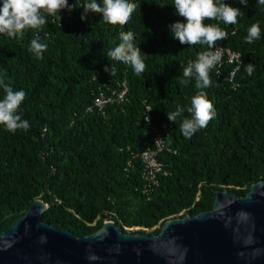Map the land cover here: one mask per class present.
Here are the masks:
<instances>
[{"label": "trees", "instance_id": "trees-1", "mask_svg": "<svg viewBox=\"0 0 264 264\" xmlns=\"http://www.w3.org/2000/svg\"><path fill=\"white\" fill-rule=\"evenodd\" d=\"M135 2L141 10L124 26L107 24L98 14L81 20V7L62 12V21L49 16L39 31L48 45L41 58L29 51L32 30L19 38L0 34V79L26 92L20 113L30 124L15 133L0 125V235L42 200L49 205L43 222L78 238L107 221L125 233L157 236L169 220L211 211L217 191L244 197L264 181V5L226 0L244 12L238 23L205 21L218 23L228 33L225 47L241 55L235 79L240 87L233 90L227 81L233 66L211 70L212 85L204 91L216 116L188 139L179 131V120L171 123L166 113L179 105L189 115L186 109L199 90L195 80L180 82L181 64L207 46L182 45L173 38L169 26L183 21L174 0ZM75 3L83 6L85 0H69ZM257 22L261 38L246 43L248 29ZM121 30L133 31L136 43L150 54L139 76L106 57ZM110 63L117 69L114 76L104 71ZM248 63L254 65L252 75ZM124 81V103L109 105L104 114L88 112L101 91ZM4 95L0 88V99ZM157 133L177 154L160 156L168 175L159 176V187L147 193L140 155L154 147Z\"/></svg>", "mask_w": 264, "mask_h": 264}, {"label": "water", "instance_id": "water-1", "mask_svg": "<svg viewBox=\"0 0 264 264\" xmlns=\"http://www.w3.org/2000/svg\"><path fill=\"white\" fill-rule=\"evenodd\" d=\"M48 209L35 200L0 235V264H264V181L244 197L217 191L211 211L169 220L157 236L107 221L78 238L43 222Z\"/></svg>", "mask_w": 264, "mask_h": 264}, {"label": "clouds", "instance_id": "clouds-1", "mask_svg": "<svg viewBox=\"0 0 264 264\" xmlns=\"http://www.w3.org/2000/svg\"><path fill=\"white\" fill-rule=\"evenodd\" d=\"M237 2L245 7L248 6V0H237ZM257 3L264 5V0H257ZM173 5L177 14L183 18V21L178 20L169 26L173 38L182 45L207 46L208 49L200 52L194 60H189L186 66L181 64L180 82L187 85L195 80V87L199 90L192 96L191 104L186 109L189 115L185 116V109L179 105L175 111L166 113L171 123L177 124L179 120V131L185 138L190 139L216 116L214 104L204 89L211 87L210 72L221 59L216 45L228 37V33L221 29L218 23L205 21H222L234 25L238 23V17L244 12L239 7H233L226 0H174ZM76 7L83 9L81 20H87L89 14H98L103 22L120 26L128 24L136 10H141V4L135 0H101V2L85 0L83 6H78L76 3L70 5L69 0H2L0 34L19 38L23 37L26 31L32 30L35 35L31 39L29 51L37 58H41L48 45L41 41L39 31L48 23L47 18L51 16L62 21L61 13L65 10L72 12ZM118 35V45L108 49L106 57L109 61L130 66L134 74L139 76L145 72V57L150 54H146L140 44L136 43V35L133 31L121 30ZM260 38L261 28L257 22L248 29L245 42L252 43ZM110 64V67L108 65L104 67V71L114 76L117 69L115 64ZM246 71L252 75L254 65L248 63ZM0 88H3L5 93L3 99H0V125L12 133L17 130H28L29 121L23 119L20 113L26 92L14 90L3 79H0Z\"/></svg>", "mask_w": 264, "mask_h": 264}, {"label": "built area", "instance_id": "built-area-1", "mask_svg": "<svg viewBox=\"0 0 264 264\" xmlns=\"http://www.w3.org/2000/svg\"><path fill=\"white\" fill-rule=\"evenodd\" d=\"M226 41L227 39L222 40L216 45V49H219V54L221 57L220 62L216 66L220 67L224 63L233 66V70L228 76L227 81L231 85L232 89L236 90L240 87L235 79L242 68V57L238 52L230 48H226ZM127 93L128 84L126 81L118 84L117 88L114 90L108 89L105 92L101 91L99 96L95 99L94 104L88 109V112H94V110L97 109L98 112L104 114V110L109 105H114L115 103H124ZM150 109L151 108L148 106L147 111L149 112ZM146 120L149 121L148 117ZM169 152L173 153L174 155L177 154L176 151H172L168 147L163 135L161 133H157L154 139V147L144 151L140 155L143 163L142 177L146 182L147 193H152L159 187V176L163 174L168 175L166 165L160 161V156Z\"/></svg>", "mask_w": 264, "mask_h": 264}, {"label": "rangeland", "instance_id": "rangeland-1", "mask_svg": "<svg viewBox=\"0 0 264 264\" xmlns=\"http://www.w3.org/2000/svg\"><path fill=\"white\" fill-rule=\"evenodd\" d=\"M135 230H138V228H135Z\"/></svg>", "mask_w": 264, "mask_h": 264}]
</instances>
